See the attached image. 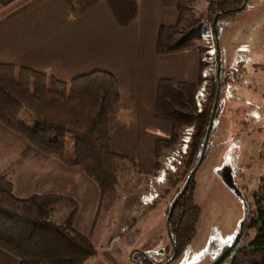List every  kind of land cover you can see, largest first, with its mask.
<instances>
[{"label": "rangeland", "instance_id": "rangeland-1", "mask_svg": "<svg viewBox=\"0 0 264 264\" xmlns=\"http://www.w3.org/2000/svg\"><path fill=\"white\" fill-rule=\"evenodd\" d=\"M206 8L204 0L195 6L198 13ZM220 30V63L226 67L231 62L238 68V88L236 93L226 86L221 91L210 146L193 181L192 194L200 209L197 232L170 264H195L201 258L217 256L239 227L244 209L218 174L224 166L231 167L243 185L252 214L239 249L226 264L264 263V195L257 192L264 184V0H248L244 10L222 20ZM201 39L205 51L201 56L193 51L196 55L189 58V76L184 82L198 81L202 62V82L195 98L201 95L205 102L215 75L216 47L211 39L204 40L202 35ZM252 40L256 42L249 57ZM172 64L165 63L175 74L177 64ZM135 81L138 94L130 91L133 86L122 90L121 107L110 119V133L113 151L132 158L137 166L121 162L118 191L103 200L100 187L83 170L48 159L42 150L0 121V176H7L15 184L19 197L47 193L44 183L49 182L60 190V196L76 201L74 228L90 238L96 248V254L85 264H135L131 257L134 247L146 250L156 262L172 256L167 209L176 191L172 181L176 179L177 186L185 183L182 173H177L187 156L182 153L173 165L165 162L182 148L183 141V151L189 150L194 129L186 128L180 142L157 159L156 140L170 139L172 126L157 117L158 91L151 92L150 97L146 94L148 85L141 79ZM71 208L65 202L55 205L54 219L61 221ZM138 230L141 234L133 240ZM135 257L142 258L138 253Z\"/></svg>", "mask_w": 264, "mask_h": 264}, {"label": "trees", "instance_id": "trees-1", "mask_svg": "<svg viewBox=\"0 0 264 264\" xmlns=\"http://www.w3.org/2000/svg\"><path fill=\"white\" fill-rule=\"evenodd\" d=\"M199 1L162 0L165 8L176 10L177 20L159 28L158 55L195 51L201 56L205 51L199 43L201 29H210L216 43L212 25L215 17L220 15L217 21L220 39L222 20L239 12L245 0H204L207 8L202 13L195 9ZM215 53V75L203 110H198L195 98L202 82V62L197 82L169 79L159 86L156 114L171 124L172 134L168 140H156L157 159L180 142L186 128H194L190 154L177 173H182L185 182L198 163L213 109L217 91ZM120 107L119 80L111 72L93 71L65 82L33 69L0 63V121L43 152L68 166L81 168L100 187L102 200L118 191L121 162L137 166L132 158L112 149L110 119ZM261 158L264 159V143ZM175 180L172 186L177 194L185 183L177 186ZM15 190V184L7 176H0V249L18 258L20 264H85L96 254L91 239L74 228L77 210L74 199L56 194L23 198ZM192 190L193 182L171 221L180 253L195 237L200 218ZM257 192L264 195V184ZM62 202L72 208L58 221L54 219L55 205Z\"/></svg>", "mask_w": 264, "mask_h": 264}, {"label": "crops", "instance_id": "crops-1", "mask_svg": "<svg viewBox=\"0 0 264 264\" xmlns=\"http://www.w3.org/2000/svg\"><path fill=\"white\" fill-rule=\"evenodd\" d=\"M1 11L2 64L33 69L65 82L107 71L117 76L120 93L125 86H133L130 91L135 96L136 78L148 85L150 97L156 90L159 97L163 80L188 83L184 82L189 76L188 62L195 52L157 53L159 28L177 20L176 10L165 8L162 0H0ZM173 62L175 74L165 65L173 66ZM48 183H44L48 192L38 195L61 194ZM0 264H20V260L0 249Z\"/></svg>", "mask_w": 264, "mask_h": 264}, {"label": "water", "instance_id": "water-1", "mask_svg": "<svg viewBox=\"0 0 264 264\" xmlns=\"http://www.w3.org/2000/svg\"><path fill=\"white\" fill-rule=\"evenodd\" d=\"M248 3V0H245L243 5L238 9L239 11H242L246 8V5ZM220 15H217L215 17V20L213 22V31L216 37V43H215V47H216V51H217V64H218V84H217V91H216V95H215V99H214V104H213V109L211 112V116H210V120H209V125L205 134V138L203 141V145H202V149H201V153L199 156V160L198 163L196 164V166L194 167V169L192 170V172L190 173V175L188 176L185 185L183 187V189L181 190V192L177 195V197L175 198V200L173 201L170 210H169V214L167 217V225H168V232L169 235L171 237V230H170V220L171 217L173 215V212L177 206V204L179 203V201L181 200V198L184 196V194L188 191L191 181L193 180V178L195 177L197 171L199 170V168L201 167V165L203 164L205 158H206V154L208 151V147H209V143H210V139H211V135L212 132L214 131V124H215V119L217 117V113H218V109H219V101H220V95H221V81H220V67H221V63H220V55H219V36H218V29H217V21ZM218 174L221 177L222 181L224 182V184L226 185V187H228L232 192H234L237 196L239 197H243V194L239 188V186L237 185L236 181H235V177L234 174L232 172L231 167L229 166H224L222 168H220L218 170ZM244 202H245V206L247 207V203L245 201V198L243 197ZM244 225H245V220H243L241 222L240 225V230L238 232V234L236 235V237L231 241L230 244L227 245V248H224L222 253L217 257V259L210 263V264H226L227 261H229L232 257V255L234 254L235 250L238 249V247L240 246L242 239H243V234H244ZM172 239V238H171ZM172 243L174 245V255L172 257V260L176 258L177 256V250L175 247V243L172 240Z\"/></svg>", "mask_w": 264, "mask_h": 264}, {"label": "flooded vegetation", "instance_id": "flooded-vegetation-1", "mask_svg": "<svg viewBox=\"0 0 264 264\" xmlns=\"http://www.w3.org/2000/svg\"><path fill=\"white\" fill-rule=\"evenodd\" d=\"M254 42H256V41L252 40V42L249 44V47H250V48L248 47V50H247L248 53H249V55H248L249 57L253 55L252 47H253V43H254ZM217 63H218V62H217ZM221 69H222V66L220 67V76H219V77H220V81H221V91L224 90V88H225V86H226V87L229 89V91H232L233 93H236L237 88H238V79H239V76H240V72H239L238 68L235 69L234 67H232V64H231V62H230L229 64L226 65V67H224V70H223V71H221ZM216 72H217V73H216V81H217V84H218V64H217V71H216ZM230 82H231V84H230ZM210 94H211V89H210L209 92H207V98H206V100H205V102H204V104H203V108H204L205 103L208 101V96H209ZM203 108H202V110H203ZM192 128H193V127H192ZM193 129H194V128H193ZM193 133H194V131L192 132V135H191V136H193ZM191 141H192V137H191V140H190L189 143H188V149H189V150L183 151V154H185L187 157H188V155L190 154V150H191ZM182 158H183V156H182ZM231 169H232V168H231ZM232 172H233V170H232ZM233 174H234V173H233ZM234 177H235V181H236L237 185L239 186V188H240V190H241V192H242V194H243V197L245 198V201H246V203H247V207L245 206V202H244L243 197L241 198V197L237 196V195H236L234 192H232L228 187H227V188H228L233 194H235V195L240 199V201H241V203H242V205H243V209H244V216H243V218L240 220V222H239V227L237 228V230H236L235 233L233 234V237L231 238V240H230L228 243H226V244L224 245V247L221 249V251L219 252V254H218L217 256H215V257H213V258H201V259L198 260L195 264H210V263L214 262V261L217 259V257L222 253L223 249H224V248H227V245L230 244L231 241L236 237V235L238 234V232H239V230H240L241 222H242L243 220H245L243 237H244V235H245L246 227H247V225H248V222L252 219L251 205H250V203H249V201H248V198H247V196H246V194H245V192H244V190H243V185L237 181V178H236L235 175H234ZM220 178H221V177H220ZM193 181H194V178H193V180L191 181V184H192ZM191 184H190V186H191ZM184 185H185V184H184ZM183 187H184V186H183ZM189 188H190V187H189ZM182 189H183V188H182ZM182 189H181V190H182ZM188 191H189V189H188ZM188 191L184 194V196L188 193ZM180 192H181V191H180ZM180 192H178L177 194H174V196H173V198H172V201H171V203H170V205H169V208L167 209V217H168L169 210H170V207H171L173 201L175 200V198L177 197V195H178ZM158 196L161 197V194H158ZM184 196H183V197H184ZM183 197L181 198V200L183 199ZM181 200H180V201H181ZM180 201H179V202H180ZM158 202H160V201H157L156 203H158ZM178 204H179V203H178ZM178 204H177V206H178ZM177 206H176V208H177ZM176 208H175V210H176ZM175 210H174V212H173V215H174V213H175ZM173 215H172V217H173ZM172 217H171V220H170V230H171V221H172ZM166 225H167V220H166ZM167 233H168V236H169V238H170L171 249H172V256H171L168 260L163 261V262H162V261H161V262H156V261H154V260L152 259L151 255L147 253L146 250H143V249H141V248H136V247H134L133 250H135V251H134L133 255H131V257H132V261H133L135 264H147V263H150V264H170V263L174 260V259L172 260V257H173V255H174V245H173V243H172V240L174 241V239H173V233H172V230H171V237H170V235H169V232H168V225H167ZM140 234H141V230H140V231H139V230L136 231L135 234L133 235V240L139 238ZM177 237H180V236H177ZM171 238H172V239H171ZM174 243H175V241H174ZM175 247H176V250H177V256H178V255H180V252H179V248H178V246H177L176 243H175ZM238 249H239V247H238ZM238 249L235 250L234 254L236 253V251H237ZM136 253H138L139 255H141L142 258H141V259H140V258H139V259L136 258V257H135ZM181 253H182V252H181ZM234 254H233L232 256H234ZM177 256H176V257H177Z\"/></svg>", "mask_w": 264, "mask_h": 264}, {"label": "built area", "instance_id": "built-area-1", "mask_svg": "<svg viewBox=\"0 0 264 264\" xmlns=\"http://www.w3.org/2000/svg\"><path fill=\"white\" fill-rule=\"evenodd\" d=\"M3 14V12H0V16ZM202 37L204 38V40H209L211 39V41H213V34L212 31L208 28H203L202 29ZM210 42V41H209ZM212 49V48H211ZM213 55V52H212ZM207 81V79L205 80ZM200 93V92H199ZM202 93V92H201ZM201 95L196 96V102H197V106H198V110L201 111L203 108V104H204V100L200 99ZM187 132H190V130H188ZM188 134H186L187 136ZM184 143H186V141H183ZM183 143V145H184ZM183 145L181 146V149H177L171 156H169L165 162V164H169V165H173V161L177 160L179 158V156L183 153Z\"/></svg>", "mask_w": 264, "mask_h": 264}, {"label": "snow or ice", "instance_id": "snow-or-ice-1", "mask_svg": "<svg viewBox=\"0 0 264 264\" xmlns=\"http://www.w3.org/2000/svg\"><path fill=\"white\" fill-rule=\"evenodd\" d=\"M225 243H227V241H225Z\"/></svg>", "mask_w": 264, "mask_h": 264}, {"label": "bare ground", "instance_id": "bare-ground-1", "mask_svg": "<svg viewBox=\"0 0 264 264\" xmlns=\"http://www.w3.org/2000/svg\"><path fill=\"white\" fill-rule=\"evenodd\" d=\"M161 180H163V179H161ZM161 180H160V181H161Z\"/></svg>", "mask_w": 264, "mask_h": 264}]
</instances>
